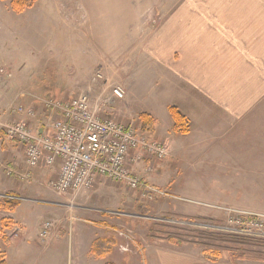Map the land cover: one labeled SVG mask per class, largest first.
Segmentation results:
<instances>
[{
    "label": "crops",
    "instance_id": "crops-1",
    "mask_svg": "<svg viewBox=\"0 0 264 264\" xmlns=\"http://www.w3.org/2000/svg\"><path fill=\"white\" fill-rule=\"evenodd\" d=\"M162 1L147 8L163 13L159 22L148 29L147 56L162 70L161 81L169 93L166 109L175 105L189 120L185 135H191L190 145L186 149L181 141L175 142L179 134L172 130L168 110V115L161 114V121L148 112L155 124L153 132L146 134L164 141L168 154L150 171L147 167L151 163L146 159L131 165V171L142 184L165 189L164 197L183 200L178 192L184 184L176 167L183 162L184 152H190L206 177L212 179L208 186L216 188L211 193L212 198L216 195V201L211 197L212 202L188 199V204L204 205L199 207L167 200L171 214L214 218L217 210L212 203L223 202L224 193L227 199H236L231 200L233 203L249 205L253 209L249 211H264V0ZM35 104L26 107L34 109ZM50 113L56 116L55 112ZM23 115L27 116L25 121L37 125L36 114ZM51 123L43 121L34 129L50 133ZM58 168V161L49 167L40 164L30 168L25 161L24 166L12 164L7 170L0 167V195L11 193L18 200L13 209H0V250L5 263H125L122 239L117 234L115 238L106 235L109 232L99 228L101 224L95 227L86 223L65 230L54 227L45 238L39 237L48 215L58 220L59 207L51 205L59 203L46 194ZM104 178L99 177L97 182L107 179ZM95 190L102 192L100 186H95ZM97 238L114 240L110 253L93 254L91 247ZM152 247L155 259H159L157 263L236 264L212 261L197 245L155 243Z\"/></svg>",
    "mask_w": 264,
    "mask_h": 264
},
{
    "label": "rangeland",
    "instance_id": "rangeland-1",
    "mask_svg": "<svg viewBox=\"0 0 264 264\" xmlns=\"http://www.w3.org/2000/svg\"><path fill=\"white\" fill-rule=\"evenodd\" d=\"M161 1L34 0L29 8L17 12L11 9L10 0H0L1 168L7 170L12 164L24 166L23 147L3 131L6 123L26 120V115L16 116L12 111L18 105L26 107L38 101L33 105L32 113L39 121L37 125L28 122L34 128L43 121L50 124L56 117L47 106L50 100L65 101L79 93L88 95L92 101L99 99L101 117L134 122L137 127V114L141 111L154 113L159 121L163 112L168 115L169 93L161 81L163 73L148 58L146 44L148 29H152L163 14L147 8ZM97 71L102 78L93 81ZM115 85L124 89L122 99L112 96L111 88ZM177 137V141L174 138L176 143L181 141L185 148L190 145L191 135L179 134ZM155 141L166 146L164 141ZM193 156V153L185 151L181 156L183 162L176 167L184 184L182 191L178 192L185 198L183 200L169 199L160 194L151 196L144 193V187L132 190L104 178V181H96L90 190L78 193L56 194L48 188L46 194L59 203L58 206L51 205L59 207V216H55L58 220L51 215L45 218L54 221L52 229H72L86 223L99 227L101 224L99 228L109 232L106 235L113 238L119 235L123 241L121 249L126 253L122 256L125 263L117 264H163L157 263L159 259L156 260L153 254L155 243L197 245L212 261L264 264V237L221 229L225 220L223 208L253 210L249 205L233 203L231 200L236 199H227V193H224L223 202L212 203L217 210L214 218H181L169 211L171 206L167 200L181 204H188V199L212 202L211 193L216 188L208 186L212 179L206 177L207 173L193 160ZM95 186H100L102 192H97ZM1 196L5 195H0V199ZM212 199L216 201V195ZM194 205L204 206L202 203ZM249 212L264 214V211ZM199 233L212 236H200ZM217 235L242 239L234 240L236 242L220 240ZM114 245L115 242L111 249ZM66 246L65 242L61 247L64 249Z\"/></svg>",
    "mask_w": 264,
    "mask_h": 264
},
{
    "label": "built area",
    "instance_id": "built-area-1",
    "mask_svg": "<svg viewBox=\"0 0 264 264\" xmlns=\"http://www.w3.org/2000/svg\"><path fill=\"white\" fill-rule=\"evenodd\" d=\"M101 78L102 74L97 71L93 81ZM124 93L120 85L111 88L115 98L122 99ZM47 106L58 113L52 120L50 133L35 130L25 120L4 124L3 131L8 138L23 147L28 167L35 168L40 164L49 167L59 162L58 173L49 182L56 194L90 190L99 177L122 183L132 190L140 189V181L130 166L145 158L153 164L164 159L168 153L164 144L138 132L134 122L101 117L99 99L92 101L84 93L65 101L50 100ZM12 111L15 114H32L31 108L22 106ZM151 164L147 170H151ZM142 187L148 195L167 196L163 190ZM223 210L225 220L221 229L240 235L264 237V214L231 207ZM53 225L52 219H46L39 237L45 238Z\"/></svg>",
    "mask_w": 264,
    "mask_h": 264
},
{
    "label": "trees",
    "instance_id": "trees-1",
    "mask_svg": "<svg viewBox=\"0 0 264 264\" xmlns=\"http://www.w3.org/2000/svg\"><path fill=\"white\" fill-rule=\"evenodd\" d=\"M34 0H10V6L11 9L15 11L21 12L22 10L29 8L33 4ZM167 110L169 112V115L172 119V130L181 135H185L189 132V120L188 118L175 106V105H169L167 107ZM138 117V127L137 129L140 132L143 133H152L154 129L155 120L153 116L145 111H141L137 114ZM11 193H6L2 199H0V209L3 210H11L13 209L17 203L18 200L12 198ZM7 222V221H6ZM3 226H7L3 222ZM200 236H207L211 237L212 235H208L205 233H199ZM220 240H236V239H242L237 236H228V235H217L216 236ZM1 239L6 242V237L1 235ZM245 239V238H243ZM236 242V241H234ZM114 244V240L109 238H97L94 240L91 250L93 254L96 256H104L105 254L109 253L111 250V246ZM0 264H6L5 263V256L3 252L0 250ZM105 264H114L112 262H107Z\"/></svg>",
    "mask_w": 264,
    "mask_h": 264
}]
</instances>
